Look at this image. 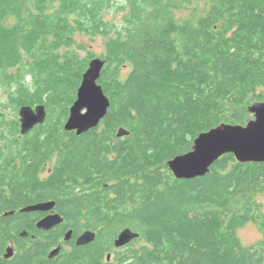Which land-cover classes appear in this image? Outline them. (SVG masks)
<instances>
[{
    "label": "trees",
    "instance_id": "1",
    "mask_svg": "<svg viewBox=\"0 0 264 264\" xmlns=\"http://www.w3.org/2000/svg\"><path fill=\"white\" fill-rule=\"evenodd\" d=\"M105 1L0 0V82L15 84L18 106L47 112L22 141L19 121L0 118V138L13 136L0 147V264H264V162L225 153L192 179L175 178L166 164L199 133L245 124L248 107L264 101V0H208L204 14L181 22L177 0H132L151 20L133 43L123 31L105 43L98 83L110 105L76 135L63 125L92 55L71 47L78 32L104 23ZM120 128L129 133L118 137ZM47 200L64 218L54 230L36 228L38 213L4 215ZM249 221L261 238L246 247L237 231ZM68 227L96 238L72 240L48 259ZM124 227L139 237L106 261ZM10 243L15 253L5 259Z\"/></svg>",
    "mask_w": 264,
    "mask_h": 264
},
{
    "label": "water",
    "instance_id": "2",
    "mask_svg": "<svg viewBox=\"0 0 264 264\" xmlns=\"http://www.w3.org/2000/svg\"><path fill=\"white\" fill-rule=\"evenodd\" d=\"M105 60L99 56L91 58L88 67L82 75L81 84L77 89V96L69 108V116L63 128L81 135L95 128L106 115L110 101L98 83ZM252 118L245 124L221 123L207 131L198 134L194 139L192 148L178 154L166 162L168 169L177 179H192L205 175L211 165L223 154H233L239 163L264 162V101L252 103L248 107ZM19 132L21 135L29 133L36 125L42 124L46 118L44 104L36 106L22 105L19 108ZM129 132L120 128L116 135L122 137ZM55 201L47 200L35 204H28L20 212H46L52 210ZM7 211L4 215L13 214ZM64 221L59 213L48 214L36 221L35 226L40 231H48ZM20 236L26 237L27 231L23 229ZM72 228L65 231L63 240L74 239ZM139 237V233L130 227L122 228L113 240V246L120 248ZM96 238V232L86 229L76 235L74 243L83 246ZM61 251V245L52 248L47 253L48 259H53ZM15 253L13 243H10L3 252V258L9 259ZM111 254H107V260Z\"/></svg>",
    "mask_w": 264,
    "mask_h": 264
},
{
    "label": "rangeland",
    "instance_id": "3",
    "mask_svg": "<svg viewBox=\"0 0 264 264\" xmlns=\"http://www.w3.org/2000/svg\"><path fill=\"white\" fill-rule=\"evenodd\" d=\"M176 7H171L175 19L179 22L185 20H193L204 14L208 0H177ZM104 23L98 28H93L90 34L77 33L75 35V44L71 49L83 58L92 55L101 56L104 54L107 40L116 35L117 31H123L124 35L129 37L128 41L133 43L137 38L140 28L147 22H150L152 15L148 16L145 10H141L132 0H106L102 6L101 15ZM12 20H9L11 23ZM128 67H122L120 70V78H124L128 73ZM110 68V67H109ZM28 80V77H27ZM16 86L14 83L0 82V118H4L9 123L19 121V108L16 103ZM20 125V121H19ZM9 130V128H7ZM1 135V131H0ZM30 134H26L28 136ZM5 138H0V147L9 143L12 139L6 130H4ZM16 137L22 141L20 134ZM55 164V156L50 157L44 169L41 171V176H45L48 167ZM257 200L261 202L264 210V193L258 194ZM238 237L242 245L249 247L254 245L260 238L261 233L257 229L255 223L249 221L243 224L237 231ZM67 247V246H66ZM113 249L110 261L115 262V252ZM108 254V252H107Z\"/></svg>",
    "mask_w": 264,
    "mask_h": 264
},
{
    "label": "flooded vegetation",
    "instance_id": "4",
    "mask_svg": "<svg viewBox=\"0 0 264 264\" xmlns=\"http://www.w3.org/2000/svg\"><path fill=\"white\" fill-rule=\"evenodd\" d=\"M20 136H23V135H21L20 134ZM51 171H52V169H50V167H48V169H47V172L48 173H51ZM22 207H24V206H22ZM22 207H20L18 210H6L5 212H7V211H14V213L13 214H15V212L16 213H25V212H20V209L22 208ZM4 212V213H5ZM31 212H29L28 214H30ZM34 214H36L37 215V213L39 214V216H37V219L35 220V223H36V221L37 220H39L40 218H42V217H44V216H46V215H48V214H52V213H58L57 212V210H56V202H55V206H54V208L52 209V210H49V211H46V212H33ZM33 213H31V214H33ZM60 214V213H59ZM61 215V214H60ZM62 216V215H61ZM64 222V221H63ZM62 222V223H63ZM56 227V226H55ZM55 227H53V228H51V230H54L55 229ZM71 227H68L66 230H68V229H70ZM65 230V231H66ZM65 233V232H64ZM64 233H63V236H64ZM78 235V234H77ZM63 236H62V239H61V242L59 243V244H57L56 246H58V245H61V250L62 249H64V248H70L69 247V245H68V243H70L72 240L74 241L75 240V237H76V235L74 234V239L72 238V239H70L69 241H64L63 240ZM27 237V236H26ZM56 246H54V247H56ZM67 246V247H66ZM14 247H15V245H14ZM54 247H52V248H54ZM15 249H16V247H15ZM51 250V249H50ZM106 261H110V259L109 260H107V257H106Z\"/></svg>",
    "mask_w": 264,
    "mask_h": 264
}]
</instances>
